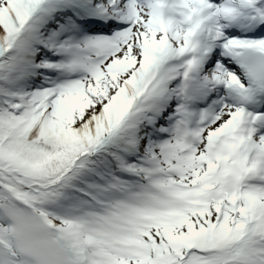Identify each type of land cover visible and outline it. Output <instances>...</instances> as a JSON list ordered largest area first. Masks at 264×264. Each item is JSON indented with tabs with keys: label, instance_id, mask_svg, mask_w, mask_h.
Returning <instances> with one entry per match:
<instances>
[{
	"label": "snow or ice",
	"instance_id": "1",
	"mask_svg": "<svg viewBox=\"0 0 264 264\" xmlns=\"http://www.w3.org/2000/svg\"><path fill=\"white\" fill-rule=\"evenodd\" d=\"M0 264H264V0H0Z\"/></svg>",
	"mask_w": 264,
	"mask_h": 264
}]
</instances>
